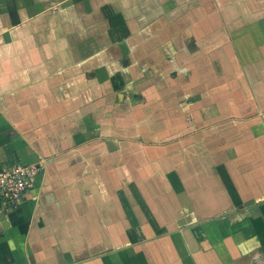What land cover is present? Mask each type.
I'll use <instances>...</instances> for the list:
<instances>
[{
    "label": "crops",
    "instance_id": "crops-1",
    "mask_svg": "<svg viewBox=\"0 0 264 264\" xmlns=\"http://www.w3.org/2000/svg\"><path fill=\"white\" fill-rule=\"evenodd\" d=\"M0 264H264V0H0Z\"/></svg>",
    "mask_w": 264,
    "mask_h": 264
},
{
    "label": "built area",
    "instance_id": "built-area-1",
    "mask_svg": "<svg viewBox=\"0 0 264 264\" xmlns=\"http://www.w3.org/2000/svg\"><path fill=\"white\" fill-rule=\"evenodd\" d=\"M41 166L36 163L0 164V210L15 206L21 195L33 185Z\"/></svg>",
    "mask_w": 264,
    "mask_h": 264
},
{
    "label": "water",
    "instance_id": "water-1",
    "mask_svg": "<svg viewBox=\"0 0 264 264\" xmlns=\"http://www.w3.org/2000/svg\"><path fill=\"white\" fill-rule=\"evenodd\" d=\"M4 212V211H3Z\"/></svg>",
    "mask_w": 264,
    "mask_h": 264
}]
</instances>
